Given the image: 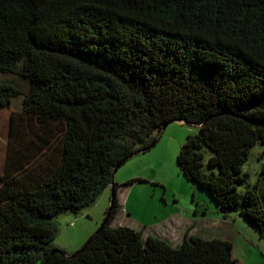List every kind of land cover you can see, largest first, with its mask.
Wrapping results in <instances>:
<instances>
[{
	"label": "trees",
	"instance_id": "16d2710c",
	"mask_svg": "<svg viewBox=\"0 0 264 264\" xmlns=\"http://www.w3.org/2000/svg\"><path fill=\"white\" fill-rule=\"evenodd\" d=\"M0 73L29 81L24 94L0 80V106L24 96L15 115L37 131L0 173V264H241L229 240L186 233L173 247L115 227L117 183L93 239L53 247L55 219L95 206L173 121L199 126L178 156L185 176L264 238L258 187L239 190L264 143V0H0Z\"/></svg>",
	"mask_w": 264,
	"mask_h": 264
},
{
	"label": "rangeland",
	"instance_id": "374dc122",
	"mask_svg": "<svg viewBox=\"0 0 264 264\" xmlns=\"http://www.w3.org/2000/svg\"><path fill=\"white\" fill-rule=\"evenodd\" d=\"M5 79L14 80L24 94L29 91V81L26 79L0 73V80ZM23 99L24 96L17 98L11 107L0 106L1 174L6 171L10 147L23 153L37 132L30 123L15 115L21 112ZM196 134L198 127L180 121L171 122L153 148L134 155L119 168L114 177L115 183L124 186L138 180L129 187L132 189L127 205L132 219L130 225L134 223L141 228L148 227L143 232L147 238V231L156 230L166 223L172 222L181 231L178 221L197 220L200 222L197 228L202 233L209 229L232 242L233 256L241 264H264V238L259 229L250 226L237 211L227 214L220 212L210 194L194 185L181 170L178 164L181 148L189 137ZM204 169L210 171L207 159ZM244 172L248 173V178L239 186V190L246 192L257 186L264 203V143H258L251 150ZM112 192V187H108L92 209H84L77 215L67 212L58 216L55 222L60 232L53 247L68 255L79 251L102 226Z\"/></svg>",
	"mask_w": 264,
	"mask_h": 264
},
{
	"label": "crops",
	"instance_id": "0c3cea01",
	"mask_svg": "<svg viewBox=\"0 0 264 264\" xmlns=\"http://www.w3.org/2000/svg\"><path fill=\"white\" fill-rule=\"evenodd\" d=\"M132 185H134V184H132ZM132 185H130V186H132ZM130 186H123L124 188L121 187L118 190V198H119V202L121 205V211L118 215V218L120 217V220H118V218H117L114 226L118 227V226L124 225V226H129L131 228H134L136 230H140L142 232H145L144 230L148 229V227L141 228V226L138 227V225L134 224V223H133L134 226L130 225V224H132V219H131V216L128 214V208H127L128 201L130 199L131 192H132V189H129ZM126 191H127V193H126ZM111 201H112V196H111L110 204H111ZM178 223H181V227H182L181 231H179V227H176L172 222H169V223H166V225H162L161 227L156 228V230H150L149 229L150 231H147V236H154V237L161 238V239L167 241L173 247H178L183 243L185 236H186V233H189L192 236L202 237L205 239L227 240L226 238H223L221 236H217L215 233L210 232L209 229H206L204 231V233H202L203 231H201L200 228H197L200 225V222H198L197 220L196 221H187V220L181 219V221H178Z\"/></svg>",
	"mask_w": 264,
	"mask_h": 264
},
{
	"label": "water",
	"instance_id": "95a60500",
	"mask_svg": "<svg viewBox=\"0 0 264 264\" xmlns=\"http://www.w3.org/2000/svg\"><path fill=\"white\" fill-rule=\"evenodd\" d=\"M173 122H175V121H173ZM180 122H184V121H180ZM169 124L170 123H168V124H166L165 126H164V128H163V130H162V132H161V134H160V138L162 137V135L165 133V131H166V129H167V127L169 126ZM189 125H191V126H195V127H199V126H197V125H193V124H189ZM160 138H158V141H159V139ZM146 150H142V151H139V152H137L135 155H137V154H139V153H141V152H145ZM133 157V156H132ZM123 164H125V162L124 163H122V164H120V165H118L116 168H115V170H114V174H113V179H112V184H111V186H112V189H113V192H112V201H111V204H110V207H109V210H108V215L110 214V211H111V207H112V203H113V199H114V197H115V193H114V188H113V185H114V183H115V179H114V177H115V174L117 173V171L119 170V168L123 165ZM108 215L106 216V218H105V220H104V222H103V224H102V226L99 228V230L85 243V245L81 248V249H83L92 239H93V237L100 231V229L105 225V223H106V220H107V218H108Z\"/></svg>",
	"mask_w": 264,
	"mask_h": 264
}]
</instances>
